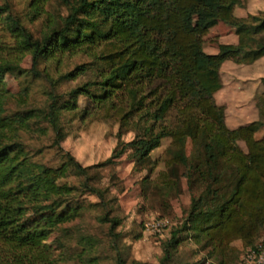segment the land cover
Returning a JSON list of instances; mask_svg holds the SVG:
<instances>
[{
    "label": "trees",
    "instance_id": "obj_1",
    "mask_svg": "<svg viewBox=\"0 0 264 264\" xmlns=\"http://www.w3.org/2000/svg\"><path fill=\"white\" fill-rule=\"evenodd\" d=\"M47 1L30 0L33 15L46 13ZM60 1L66 15L46 19L38 38L12 15L8 4L0 5L4 27L0 28V264H56L45 241L78 211L68 201L76 187L61 181L67 171L85 175L89 169L112 164L126 148L141 162L165 137L170 144L164 164L184 169L190 205L181 224L171 229L158 264H167L183 237L207 249L218 264H233L231 243L240 240L241 250L253 246L264 227V136L255 137L264 126V92L262 104H257L259 119L233 128L226 125L224 107L215 103L213 94L222 86L220 66L226 59L248 63L264 55V42L254 36L264 30V15L236 17L235 0ZM220 20L234 27L238 41L207 53L201 35ZM26 52L32 55L30 71L37 75L41 60L82 52L99 71L98 79L72 89L68 100L50 92L44 111L7 114L10 94L3 77L24 71L19 60ZM86 70L87 66L78 65L60 78L74 79ZM78 95L111 106L122 125L133 120L142 132L114 148L104 161L82 166L60 146L65 138L61 112L75 110ZM33 118H43L54 132L63 151L59 166L28 157L19 132L27 130ZM166 118L168 123L159 124ZM186 138L192 143L189 155ZM158 175L165 186L174 184L166 171ZM197 184L202 188L195 194ZM83 188L102 197L88 182ZM101 220L110 224L115 241L120 233L113 230L120 220L107 214ZM94 259L87 264H98ZM115 264L147 263L126 262L118 255Z\"/></svg>",
    "mask_w": 264,
    "mask_h": 264
},
{
    "label": "rangeland",
    "instance_id": "obj_2",
    "mask_svg": "<svg viewBox=\"0 0 264 264\" xmlns=\"http://www.w3.org/2000/svg\"><path fill=\"white\" fill-rule=\"evenodd\" d=\"M235 1L233 14L238 18L264 15V0ZM3 4L9 5L12 15L35 38L45 30L46 19L54 17L59 20L67 13L66 6L60 0H48L43 7L46 13L39 15H33L30 0H0V5ZM0 28L4 27L0 25ZM4 30L3 38L10 43L9 35ZM254 36L264 42V30ZM201 40L204 51L213 54L217 53L219 45H235L238 38L234 27L220 20L202 33ZM6 54L2 52V56ZM91 61L82 52L56 54L38 63L36 67L41 74L37 75L30 71L32 55L24 53L19 60L24 71L9 72L3 77L4 86L10 94L5 106L6 113L29 109L44 111L50 101V92H56L63 100H68L72 89L98 79L99 71ZM82 64L87 66L84 73L74 79L60 78ZM262 78L264 55L248 63L230 58L221 64L222 86L215 96L213 94V99L217 105L224 107L228 127L259 119L257 104H262ZM60 120L65 132L60 146L82 166L104 161L114 148L121 147L142 132L133 120L122 125L119 113L111 106L96 105L83 95L77 96L75 110L61 112ZM168 120L166 118L159 124L165 125ZM19 136L31 160L52 167L59 166L64 160L63 151L55 143V134L43 118L31 119L29 128L20 131ZM263 136L264 126L255 133L256 138ZM169 144L170 139L163 138L160 145L141 162L135 160L130 148H126L112 164L89 169L85 175L76 174L71 169L67 171L61 181L76 187L68 201L70 205L78 206V211L70 221L57 226L45 241L51 245L56 264H87L89 258H95L98 264H115L118 255L126 262L159 263L171 229L181 224L190 205V190L183 176L184 169L180 165L171 168L164 164L169 157L166 153ZM240 145L243 146L242 143ZM184 146L189 155L192 150L190 138L185 139ZM162 170L168 173L173 185L163 184L158 175ZM84 182L97 187L102 197L84 190ZM201 188L197 184L195 194ZM105 214L120 220L113 230L120 233L115 241L110 224L101 220ZM263 231L264 228L259 232L258 239ZM231 247L230 256L235 260L233 264H239L241 241L234 240ZM167 264H218V259L209 257L207 249L201 248L191 238L183 237Z\"/></svg>",
    "mask_w": 264,
    "mask_h": 264
},
{
    "label": "built area",
    "instance_id": "obj_3",
    "mask_svg": "<svg viewBox=\"0 0 264 264\" xmlns=\"http://www.w3.org/2000/svg\"><path fill=\"white\" fill-rule=\"evenodd\" d=\"M239 264H264V231L253 246L243 248Z\"/></svg>",
    "mask_w": 264,
    "mask_h": 264
},
{
    "label": "crops",
    "instance_id": "obj_4",
    "mask_svg": "<svg viewBox=\"0 0 264 264\" xmlns=\"http://www.w3.org/2000/svg\"><path fill=\"white\" fill-rule=\"evenodd\" d=\"M236 43H237V42H236ZM216 92H217V91H216ZM216 92H215V93H216ZM215 93H214V96H215ZM255 112H256V115H255L254 117L256 118V117H257V111H255ZM226 116H227V113H226V111H225V122H227V117H226Z\"/></svg>",
    "mask_w": 264,
    "mask_h": 264
}]
</instances>
